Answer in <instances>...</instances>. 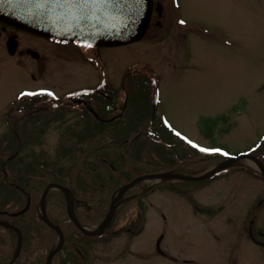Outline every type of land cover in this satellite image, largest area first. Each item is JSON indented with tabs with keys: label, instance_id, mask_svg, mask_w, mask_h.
Returning a JSON list of instances; mask_svg holds the SVG:
<instances>
[{
	"label": "rangeland",
	"instance_id": "1",
	"mask_svg": "<svg viewBox=\"0 0 264 264\" xmlns=\"http://www.w3.org/2000/svg\"><path fill=\"white\" fill-rule=\"evenodd\" d=\"M173 3L172 16L170 2L166 1L160 26L152 25L138 43L100 49L102 64L96 61L98 66L91 61L89 50L81 53L54 48L26 36H21L25 43L21 48L36 50L38 60L24 55L12 59L0 49V159L15 158L16 168L26 165L33 173H43L46 182L65 183L54 171L69 167L85 155L74 150L63 156V148L89 150L85 145L78 146L75 136L83 130L84 120L67 113L41 131L29 132L18 122L21 115L17 113L15 93L24 86L39 88L60 102L67 92L95 86L103 76L106 89L117 92L115 114L126 113L124 95L133 87L131 74L138 71L156 77L155 115L176 134L200 148L223 149L227 155L243 153L261 137L262 144L252 155L262 158L264 164V0ZM175 18L182 21L181 28ZM102 65L103 75L98 69ZM44 101L39 99L36 108L46 104ZM6 115L13 117L6 119ZM34 136L35 142L31 141ZM102 144L87 154V160L98 164L92 180L99 188L97 198L89 199V209L104 193L119 187L126 172L119 160L120 148ZM230 168L206 182L171 180L157 185L138 200L145 210L144 223L130 207L128 214L124 212L114 222L107 238L86 242L70 235L66 248L52 264H68L67 253L75 255L74 264H264L262 179L248 159ZM8 172L0 174V182L14 180ZM128 219L131 223L126 225ZM119 227L128 229L111 235ZM27 231L39 233L38 225ZM249 231L260 246L251 240ZM160 236V249L166 257L155 253ZM83 242L91 247L85 259L73 247V243L81 244L83 250ZM15 245V238L8 241L0 237V264H8ZM34 246L32 239L23 240L18 261L37 264L40 258Z\"/></svg>",
	"mask_w": 264,
	"mask_h": 264
},
{
	"label": "trees",
	"instance_id": "2",
	"mask_svg": "<svg viewBox=\"0 0 264 264\" xmlns=\"http://www.w3.org/2000/svg\"><path fill=\"white\" fill-rule=\"evenodd\" d=\"M136 86L127 93V112L111 122H95L86 124L82 134L75 135L78 138V146L85 145L89 150L83 152L76 148L66 147L62 149L63 156H69L74 150L80 157L75 163L67 168L58 167L54 175L65 183L74 196V211L77 218L84 223L99 222L107 210V205L112 192L104 193L92 209L87 208L91 197L97 198L99 188L93 182L98 164L88 159V155L102 143L120 148L119 160L126 167L123 181L127 183L131 179L149 173L162 171L199 172L221 160L223 156L219 152H206L193 146L187 145L181 139L173 135L155 115L151 116L153 95L146 78H138ZM57 110L55 116L48 118L40 117V124L47 123L54 118L60 119L59 115L65 110ZM30 117V116H29ZM33 117V115H31ZM140 130V131H139ZM150 146V147H147ZM88 154V155H87ZM15 158L0 159V174L6 171L14 175L12 182H0V211L8 213L16 212L24 208L29 200L28 209L15 216L2 215L8 222L15 225L21 231L23 240L35 242L39 262L44 264V258L53 247L55 233L47 228L38 218L37 203L46 181L43 173H33V169L21 165L16 168ZM5 175V172H4ZM4 178V177H3ZM58 182V181H57ZM103 186V185H100ZM143 186L142 183L135 185L132 190ZM130 207L141 210L138 198L124 203L115 213L113 223L121 215L128 214ZM89 209V210H87ZM46 214L51 222L59 226L64 237L77 234V229L71 224L66 214V203L60 191H51L46 197ZM38 225V231L29 234L30 227ZM0 237L8 241L13 240L14 234L10 230L0 226ZM41 260V261H40ZM16 264H23L17 261Z\"/></svg>",
	"mask_w": 264,
	"mask_h": 264
},
{
	"label": "water",
	"instance_id": "3",
	"mask_svg": "<svg viewBox=\"0 0 264 264\" xmlns=\"http://www.w3.org/2000/svg\"><path fill=\"white\" fill-rule=\"evenodd\" d=\"M151 2L152 0H0V21L47 38L87 42L96 46H119L135 42L143 36L150 17ZM243 158L250 159L259 165L264 184V166L255 157L244 154L227 159L199 176H186L171 171L139 176L118 189L117 196L110 202L105 218L92 232L85 230L75 218L70 191L57 183L48 184L40 196L39 216L46 226L56 232L58 242L48 253L45 264H50L52 257L63 244L62 232L47 219L45 213V197L49 190H61L65 195L67 214L72 223L82 234L95 236L101 234L108 226L117 205L116 201L120 200L124 192L134 184L151 179L156 182L162 180L201 181ZM26 208L27 206L24 210ZM0 226L9 228L16 234L17 244L10 261V264H13L19 255L21 234L16 227L5 221L0 220ZM160 240L161 237L158 238L155 247L157 252L162 254L159 249Z\"/></svg>",
	"mask_w": 264,
	"mask_h": 264
},
{
	"label": "flooded vegetation",
	"instance_id": "4",
	"mask_svg": "<svg viewBox=\"0 0 264 264\" xmlns=\"http://www.w3.org/2000/svg\"><path fill=\"white\" fill-rule=\"evenodd\" d=\"M166 1L170 2V6H171L170 15L172 16V12H173L172 9L174 7V3H173L174 0H153L152 14L150 17V23H149L148 30L151 28L152 25L157 26V27L160 26V24H161L160 19L162 17L161 8L163 6L162 4L165 3ZM169 23H171V19H170ZM21 36H26L29 40H31L33 42H35V40H36V42H39V41L40 42L41 41L42 42H48L51 45L56 46V47L72 45V44H62V43H59L56 41L45 40V39H42L40 37L33 36L31 34L22 32V31L17 30L13 27H10V26H7V25L0 23V49H2V51L5 53V55H8L12 59L15 57H17V58L23 57V55L26 57H29V58L31 57L29 51L34 50V49H31L29 46L25 47V48H23V47L21 48V46L23 44L25 45V43L21 39ZM8 50H13V53L11 55H9ZM20 68H22V67L20 66ZM22 89H24V88L23 87L20 88V91ZM91 105H92V103H91Z\"/></svg>",
	"mask_w": 264,
	"mask_h": 264
},
{
	"label": "snow or ice",
	"instance_id": "5",
	"mask_svg": "<svg viewBox=\"0 0 264 264\" xmlns=\"http://www.w3.org/2000/svg\"><path fill=\"white\" fill-rule=\"evenodd\" d=\"M189 142L192 143V141H189ZM196 146L201 147L200 145H196ZM202 150L206 151V152H223V149H218V148H203ZM225 154H227V153H225Z\"/></svg>",
	"mask_w": 264,
	"mask_h": 264
},
{
	"label": "bare ground",
	"instance_id": "6",
	"mask_svg": "<svg viewBox=\"0 0 264 264\" xmlns=\"http://www.w3.org/2000/svg\"><path fill=\"white\" fill-rule=\"evenodd\" d=\"M251 165H254V163H250Z\"/></svg>",
	"mask_w": 264,
	"mask_h": 264
}]
</instances>
